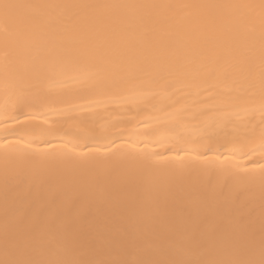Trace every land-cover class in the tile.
<instances>
[{
    "label": "bare ground",
    "instance_id": "1",
    "mask_svg": "<svg viewBox=\"0 0 264 264\" xmlns=\"http://www.w3.org/2000/svg\"><path fill=\"white\" fill-rule=\"evenodd\" d=\"M0 264H264V0H0Z\"/></svg>",
    "mask_w": 264,
    "mask_h": 264
},
{
    "label": "snow or ice",
    "instance_id": "2",
    "mask_svg": "<svg viewBox=\"0 0 264 264\" xmlns=\"http://www.w3.org/2000/svg\"><path fill=\"white\" fill-rule=\"evenodd\" d=\"M3 7H4L5 9H7V8L11 7V5L4 4Z\"/></svg>",
    "mask_w": 264,
    "mask_h": 264
}]
</instances>
